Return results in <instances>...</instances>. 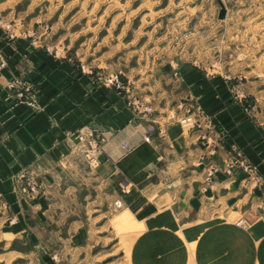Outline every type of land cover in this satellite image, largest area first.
I'll list each match as a JSON object with an SVG mask.
<instances>
[{
    "label": "crops",
    "instance_id": "crops-1",
    "mask_svg": "<svg viewBox=\"0 0 264 264\" xmlns=\"http://www.w3.org/2000/svg\"><path fill=\"white\" fill-rule=\"evenodd\" d=\"M39 19L19 16V0H0V241L91 255L100 231L92 221L127 214L143 225L133 253L145 263L148 251L182 246L177 234L183 240L204 208L241 214L251 205L258 212L264 187L255 189L242 166L233 175L225 167L241 152L264 178V114L244 111L232 81L175 57L130 66L137 54L128 50L129 92L118 93L81 71L82 45L72 58ZM114 64L93 65L118 70ZM20 80L35 84V107L19 101L13 84ZM183 105L202 110V127L179 122ZM84 127L101 139L86 188L74 184L86 173L78 139ZM21 172L39 183L32 201L19 193Z\"/></svg>",
    "mask_w": 264,
    "mask_h": 264
},
{
    "label": "rangeland",
    "instance_id": "rangeland-1",
    "mask_svg": "<svg viewBox=\"0 0 264 264\" xmlns=\"http://www.w3.org/2000/svg\"><path fill=\"white\" fill-rule=\"evenodd\" d=\"M222 6L224 19L219 18ZM35 15L45 36H55L51 43L62 39L60 47L72 58H80L81 45L86 49L78 62L87 70L112 72L93 65L104 60L125 71L128 50L137 54L130 63L135 67L181 58L223 74L234 83V95L247 114H264V0H19V16L27 21ZM181 110L202 114L199 107L183 105ZM93 167L85 162L86 173L74 184L91 187ZM253 171L262 180L255 185L252 178L253 187L263 188L264 178ZM257 211L251 205L241 214L204 208L183 240L177 234L182 246L167 248V254L148 251L145 263H138L133 253L143 225L118 213L92 221L93 230L100 231L91 255L71 258L61 248L0 241V264H264V201Z\"/></svg>",
    "mask_w": 264,
    "mask_h": 264
},
{
    "label": "built area",
    "instance_id": "built-area-1",
    "mask_svg": "<svg viewBox=\"0 0 264 264\" xmlns=\"http://www.w3.org/2000/svg\"><path fill=\"white\" fill-rule=\"evenodd\" d=\"M55 54L59 51L54 50ZM5 65L2 63L1 66ZM80 69L86 75H89L94 81L103 88L114 89L118 93L121 92H129L130 80L127 77L126 72L123 69H119L116 71H112L110 73L100 72L99 70H95L94 68H89L88 70L84 65L80 66ZM13 87L16 91V95L20 102L26 103L31 106H36L35 99L38 93V90L35 84L29 80H20L16 84H13ZM139 106L141 104H138ZM147 111H151V108L147 107ZM189 114L179 118V122L190 129H196L203 126L202 121L199 120V113H193L191 110L188 112ZM209 126L211 128L214 127L213 123L210 121ZM79 139V151L83 154V158L85 162H87L90 166L96 165L98 160L97 156L99 153V147L101 139L98 137L96 132L90 127H84L78 133ZM146 141H149L148 137H145ZM123 147L130 151L131 148L126 143H123ZM238 165L242 166L244 170L250 173L252 178L255 181V185H258L262 182L261 178L255 173L253 170L256 168L249 165L242 158L241 152H236L234 158L229 160L226 163V171L227 173H231L233 169ZM18 180L21 182L19 193L23 200L32 201L36 199L40 192L39 183H37L36 178L33 174H29L27 172H21L18 176ZM242 222H239L238 225H241Z\"/></svg>",
    "mask_w": 264,
    "mask_h": 264
},
{
    "label": "water",
    "instance_id": "water-1",
    "mask_svg": "<svg viewBox=\"0 0 264 264\" xmlns=\"http://www.w3.org/2000/svg\"><path fill=\"white\" fill-rule=\"evenodd\" d=\"M225 15H226V9H225L224 6H222V10H221V12H220V16H219V18H220V19H224V18H225Z\"/></svg>",
    "mask_w": 264,
    "mask_h": 264
}]
</instances>
